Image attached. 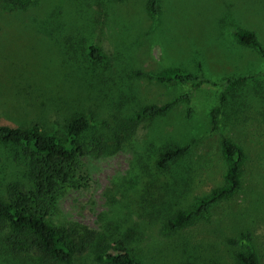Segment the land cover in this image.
<instances>
[{
	"label": "rangeland",
	"instance_id": "rangeland-1",
	"mask_svg": "<svg viewBox=\"0 0 264 264\" xmlns=\"http://www.w3.org/2000/svg\"><path fill=\"white\" fill-rule=\"evenodd\" d=\"M147 5L148 0H34L26 8L0 3V124L37 126L60 136L68 120L90 119L75 184L57 195L50 224L74 223L98 233L108 226L133 228L145 264H238L234 252L240 248L264 264V58L234 37L236 30L251 31L264 49V0H160L157 15ZM92 45L101 49L102 60L89 57ZM174 68L201 74L211 84L166 86L136 76ZM245 75L253 77L229 94L219 131H213L209 114L222 81ZM183 93L188 104L131 125L126 140L108 149L112 153L89 151L120 120ZM222 135L246 155L241 190L203 219L167 234V214L194 208L223 185ZM187 144V156L158 171L160 152ZM20 187L28 189L29 181L19 149L0 143V201ZM228 239L239 240L238 246ZM6 256L0 264H30ZM74 264L100 263L83 258Z\"/></svg>",
	"mask_w": 264,
	"mask_h": 264
},
{
	"label": "trees",
	"instance_id": "trees-1",
	"mask_svg": "<svg viewBox=\"0 0 264 264\" xmlns=\"http://www.w3.org/2000/svg\"><path fill=\"white\" fill-rule=\"evenodd\" d=\"M159 1L148 0L147 10L150 14L159 13ZM33 2L34 0H0V3L19 8H26ZM234 37L239 44L256 50L264 58V49L253 32L236 30ZM88 55L93 61L104 58L101 49L95 45L90 46ZM136 76L166 86L192 84L199 87L211 84L201 74L193 75L175 68L154 75L136 72ZM252 77L245 75L222 81L223 90L219 95L218 105L209 114L213 131H219V117L229 94L244 86ZM180 102L188 104L189 95L183 93L162 105L142 107L133 116L120 120L116 124L118 129L113 130L109 138L104 139L101 134L91 144L89 151L97 155L107 151L112 153L113 150L108 149L126 140L122 137H127L126 129L131 125L134 128L139 121L165 117ZM90 126L88 117L72 118L65 123L64 133L58 136L42 131L37 126L22 129L0 124V143L19 149L29 181L28 189L20 187L19 190L10 191L8 201H0V254L2 248L6 253L0 256L7 255L6 257L25 262L28 259L30 264H74L83 258L100 264H145L138 255L136 246L139 236L133 228L128 227L121 232L117 226L114 229L108 226L103 233H98L79 224L55 226L47 220L60 191L75 184L74 168L80 156L87 152L86 144L80 140ZM132 133L133 131L130 136ZM220 147L226 164L223 185L212 190L194 208L186 211L177 209L167 214L162 224L167 234H176L203 219L213 207L231 199L241 190L246 155L239 145L224 135L221 136ZM190 149V144L165 149L158 155L156 168L160 172L170 170L188 155ZM241 239L242 234L239 240ZM239 240L228 239L226 243L235 247ZM234 256L238 264H259L257 255L247 248L238 249Z\"/></svg>",
	"mask_w": 264,
	"mask_h": 264
}]
</instances>
